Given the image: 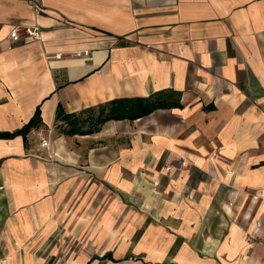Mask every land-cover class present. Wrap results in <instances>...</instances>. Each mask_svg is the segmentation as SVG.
I'll return each mask as SVG.
<instances>
[{
	"label": "crops",
	"instance_id": "crops-1",
	"mask_svg": "<svg viewBox=\"0 0 264 264\" xmlns=\"http://www.w3.org/2000/svg\"><path fill=\"white\" fill-rule=\"evenodd\" d=\"M42 1L0 0V264H264V0Z\"/></svg>",
	"mask_w": 264,
	"mask_h": 264
},
{
	"label": "trees",
	"instance_id": "trees-1",
	"mask_svg": "<svg viewBox=\"0 0 264 264\" xmlns=\"http://www.w3.org/2000/svg\"><path fill=\"white\" fill-rule=\"evenodd\" d=\"M119 102L120 101H112V103H114V106H112L111 108H109V110H106V106L102 107L100 109V113L98 116V121L100 123H103L105 121H107L108 119H112V118H121L120 116L122 115V109L119 106ZM133 108V107H130ZM124 109V108H123ZM61 111H59V114L61 116ZM63 117H66L67 115H63ZM41 118V111H40V107L36 110L34 116L32 117V119L30 120V122L21 130L14 132V133H10V132H3L0 133V137H12L15 136L16 134H23L24 138L26 139V134L27 132L30 130L31 127H33Z\"/></svg>",
	"mask_w": 264,
	"mask_h": 264
},
{
	"label": "built area",
	"instance_id": "built-area-1",
	"mask_svg": "<svg viewBox=\"0 0 264 264\" xmlns=\"http://www.w3.org/2000/svg\"><path fill=\"white\" fill-rule=\"evenodd\" d=\"M33 7H35L38 10L44 11L46 9L44 3L42 0H28ZM11 38L14 42L20 41L23 38H40L41 32L38 27H32L27 25H16L11 30ZM41 145L44 147H48L50 145V140L48 138H42L41 139Z\"/></svg>",
	"mask_w": 264,
	"mask_h": 264
}]
</instances>
